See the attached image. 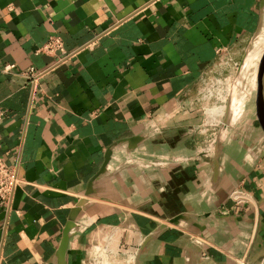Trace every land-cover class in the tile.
Masks as SVG:
<instances>
[{
	"label": "crops",
	"instance_id": "crops-1",
	"mask_svg": "<svg viewBox=\"0 0 264 264\" xmlns=\"http://www.w3.org/2000/svg\"><path fill=\"white\" fill-rule=\"evenodd\" d=\"M261 1L0 0V156L23 181L0 204V264H56L70 220L67 264L102 225L139 244L135 264H264L254 108L209 155L195 130L205 72L264 31ZM51 35L74 54L34 84L20 72L55 61L37 52Z\"/></svg>",
	"mask_w": 264,
	"mask_h": 264
},
{
	"label": "built area",
	"instance_id": "built-area-1",
	"mask_svg": "<svg viewBox=\"0 0 264 264\" xmlns=\"http://www.w3.org/2000/svg\"><path fill=\"white\" fill-rule=\"evenodd\" d=\"M88 43L83 47L90 45ZM37 52L44 53L47 55H52L56 57L55 61L43 70H36L33 67L28 69L27 71H22L20 74L27 77L32 83H36L39 78H41L46 72L53 69L55 66L65 60L66 57L73 55L74 53H64L63 41L59 36L51 35L47 41L44 43L42 47H40ZM222 49L218 50V55L222 56ZM64 53V55H62ZM239 64V63H238ZM237 62H234V65L238 66ZM15 65L6 63L2 67V71L4 72H12L15 71ZM205 72L202 82L206 80ZM233 79V78H232ZM226 82L230 83L229 91L226 93ZM225 87L221 88L219 84L217 93L215 94V102L213 103V107H219L217 104L224 105V110L220 114H214L209 117L207 115V109L203 115V122L201 125L195 127L197 132L198 128H201L205 125L209 126L212 131L210 138L205 141V144L198 149L197 158L205 155H209V153L216 147L217 142L219 141V136L222 131L226 129V126L223 124V118L226 108L227 99L229 97L230 87L232 80H226ZM220 92H224L226 94L225 99L222 98ZM200 93V92H199ZM202 93V92H201ZM208 93V91H207ZM205 96V95H203ZM210 97H213L212 93H209ZM250 96L244 97L236 119H239V115L243 114V109H245V103L248 101ZM199 97L196 98L198 102ZM220 105V106H221ZM211 107V108H213ZM7 112L0 108V120L6 116ZM235 125V126H236ZM22 179L18 174V170L16 167L8 166L6 162L0 156V204L5 205L7 207L11 206V203L14 199V195L18 187L22 183ZM244 187L242 185H237L233 192L230 195V198L237 202L244 196L248 199V194L245 193ZM124 228L119 225H102L99 227L89 242V247L86 250V257L83 260V264H135L137 254L139 252V244H133L128 242L127 240L122 239V233L124 232ZM236 264H249L245 259L237 260Z\"/></svg>",
	"mask_w": 264,
	"mask_h": 264
},
{
	"label": "rangeland",
	"instance_id": "rangeland-1",
	"mask_svg": "<svg viewBox=\"0 0 264 264\" xmlns=\"http://www.w3.org/2000/svg\"><path fill=\"white\" fill-rule=\"evenodd\" d=\"M264 30V29H263ZM264 40V31L261 34L260 40ZM264 51V45L261 43H257L254 46L250 59L248 61V65L245 67L243 74L240 78L238 84V91L237 97L239 106L241 105L244 97L250 96L248 101L245 103V108H254V99H255V85L257 79V71L258 66L260 64L261 56ZM226 53V52H225ZM245 53V49L238 53L239 59H236L233 54L230 58H228V54L224 57H219L217 61L216 68L211 69L205 75L206 80L200 84V90L196 94L197 98L199 97L198 103L199 110L201 111L202 115H204L207 109V115L209 117L213 116L214 114H220L222 109L224 110V105L217 104L219 107H213V103L215 102V94L217 93L218 85H221V88L225 87L226 80H232L234 77L237 68L241 62V59ZM227 58V59H226ZM234 62H237L238 66L234 65ZM208 91V93H207ZM229 91V87L226 86V93ZM202 92V93H201ZM209 93H212L213 97L209 96ZM222 98L225 99L226 94L224 92H220ZM205 95V96H203ZM221 105V106H220ZM213 107V108H211ZM210 112L208 109H210ZM217 110V111H215ZM223 112V111H222ZM242 114L239 115V119L241 118ZM214 131L209 126L205 125L201 128H198L196 133H199L200 142L202 145L205 144V141L210 138V135Z\"/></svg>",
	"mask_w": 264,
	"mask_h": 264
},
{
	"label": "water",
	"instance_id": "water-1",
	"mask_svg": "<svg viewBox=\"0 0 264 264\" xmlns=\"http://www.w3.org/2000/svg\"><path fill=\"white\" fill-rule=\"evenodd\" d=\"M260 13H261V16L263 17L264 16V0L261 1ZM261 32L262 30H259L251 38L249 44L247 45L245 49V53L241 59L239 67L237 68L236 73L232 79L229 97L227 99L224 118H223V124L226 126V129L227 127H235L236 125V119H237L238 111L240 108L238 97H237L238 84H239L240 78L243 74L245 67L248 65L247 63L250 59L251 52L254 46L257 45V43L260 40V37L262 34ZM254 110H255L256 119L264 132V51L262 53L260 64L258 66V71H257V79H256V85H255ZM79 228H80V225L76 223L74 220H70L66 224L63 230V233H62L60 243L56 250V254H55L56 264H67V249H68L69 240L74 234L77 233Z\"/></svg>",
	"mask_w": 264,
	"mask_h": 264
},
{
	"label": "bare ground",
	"instance_id": "bare-ground-1",
	"mask_svg": "<svg viewBox=\"0 0 264 264\" xmlns=\"http://www.w3.org/2000/svg\"><path fill=\"white\" fill-rule=\"evenodd\" d=\"M259 43L263 44L264 45V40H259Z\"/></svg>",
	"mask_w": 264,
	"mask_h": 264
}]
</instances>
